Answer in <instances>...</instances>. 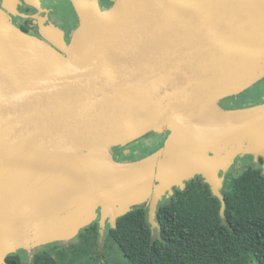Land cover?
<instances>
[{"label": "water", "instance_id": "1", "mask_svg": "<svg viewBox=\"0 0 264 264\" xmlns=\"http://www.w3.org/2000/svg\"><path fill=\"white\" fill-rule=\"evenodd\" d=\"M72 1L79 26L65 47L58 28L40 23L41 40L7 27L2 15L15 14L18 0H1L0 232L33 197L66 184L69 172L52 183L42 170L65 167L56 158L67 154L99 152L72 170L84 172L81 186L106 184L72 198L71 218H82L68 237L97 208L114 228L146 201L152 231L161 196L195 177L223 208V175L245 144L264 175V104L214 108L264 77V0H112L105 10L97 0ZM85 2L94 8H82L83 24L77 4ZM192 126L202 142L186 133ZM162 132V147L137 161L116 162L108 149ZM103 171L111 176L95 178Z\"/></svg>", "mask_w": 264, "mask_h": 264}, {"label": "trees", "instance_id": "2", "mask_svg": "<svg viewBox=\"0 0 264 264\" xmlns=\"http://www.w3.org/2000/svg\"><path fill=\"white\" fill-rule=\"evenodd\" d=\"M251 99L254 97L250 94L236 98V108L252 105ZM148 135L154 136L156 144L143 156L159 149L167 132ZM138 152L135 157H143ZM221 193L225 201L223 208L203 180L195 178L186 182L182 191L175 190L169 202L158 206L156 238L152 236L144 207L118 218L114 228L107 231V238L128 264H264L261 168L241 170L237 177L226 180ZM96 226L92 224L88 231L95 235ZM32 260L33 264H59L43 251ZM3 264L22 263L18 256L7 255Z\"/></svg>", "mask_w": 264, "mask_h": 264}, {"label": "rangeland", "instance_id": "3", "mask_svg": "<svg viewBox=\"0 0 264 264\" xmlns=\"http://www.w3.org/2000/svg\"><path fill=\"white\" fill-rule=\"evenodd\" d=\"M105 9L107 8L104 7L102 10ZM66 11L69 17L74 16L71 13V7L67 8ZM78 26L79 19H77V17H73V20L71 21L72 29H76ZM7 27L10 29L14 28L12 25ZM70 40L71 36L68 44H64L65 47H68ZM263 83L264 77L233 96L235 98H241L248 94L256 95L257 89ZM233 96L228 97L233 98ZM228 97L218 100L214 108L221 111L226 110L229 102ZM254 99L257 98L254 97ZM197 122L199 121L197 120ZM190 130L195 131V127L192 126L187 128L186 133L191 136L192 140L195 137L196 141L199 143L202 142L203 137L200 135L198 136L196 132L188 133L192 132ZM146 144V138H139L131 143L109 147L108 149H117L118 151L128 150L131 155L136 156L137 151H135V149L137 148L139 149L138 153L143 156L146 154L148 149L153 147L150 146L147 148ZM231 149H233L235 153L238 151L234 149V146H232ZM99 156V152L96 154H67L56 158L60 159L61 163H64L65 167L59 170H54L53 167L43 168V176H46V180L51 179L50 181L52 183H56V178H60L63 174L68 172L70 179L66 182V184H58L57 186H54V190L52 189L51 191L43 193L41 196L39 195V198L33 197L27 206L22 209V212L0 232V264H2L1 254L4 252H6V255L18 256L22 264H33V256L42 251L51 255V257L59 264H128L117 246L107 238V231L111 228V225L108 222H103V224H101V222L97 223V221L93 218L88 222V224L78 228L74 235L68 237L69 233H72V228L76 225V223H80V218H82L81 216L79 217V215L76 220L71 218L74 214V205L79 202V200L74 201L72 198L76 197L77 194H80L81 192L86 193L85 195L88 196L90 193L101 191L106 187V184L103 182L86 186L79 185L84 178V172L79 174L78 169L75 174L72 167L76 165L82 168L86 165V163H90L91 165L92 162H94L93 159ZM233 160L234 163L232 164V162H230L223 175L224 179L222 180V185H224L226 180L237 177L241 170L246 169L247 167H260L259 163L256 162L257 159L251 153V149L248 144H245L243 151L240 150L235 154L232 161ZM95 174V178L99 179L104 178L107 175L111 176L109 172L105 173L104 171L95 172ZM74 185L79 186L73 188L69 193L62 194L61 197H59L49 208L45 210L43 209L51 202V200L58 197V194H60L61 191H66V189L73 187ZM173 190L182 191L183 188L173 187L166 191L158 201V206L165 202H169L171 198H173ZM138 207H144L148 210L147 204L144 205V203L139 204ZM95 213H97V211H95ZM92 224L97 225L95 235L88 231V228H90ZM152 236L153 238L157 237L156 228H152Z\"/></svg>", "mask_w": 264, "mask_h": 264}, {"label": "flooded vegetation", "instance_id": "4", "mask_svg": "<svg viewBox=\"0 0 264 264\" xmlns=\"http://www.w3.org/2000/svg\"><path fill=\"white\" fill-rule=\"evenodd\" d=\"M99 9H103L106 7L107 3H110V6L112 5V0H97ZM1 4V0H0ZM110 6L106 7L109 8ZM72 10L73 17L77 19L78 14L75 9L74 3L72 0H37L36 2L29 3L27 0H18V4L16 6V13L15 14H8L3 13L2 15V21L6 26H11L16 28L17 30L28 34L29 36H32L36 39H42L40 35V29L39 24L43 27H55L62 31L63 38L62 42L65 44H68L69 38L74 32L75 29H72L71 27V21L73 20V17H69L67 14L66 9L70 8ZM76 16V17H75ZM253 97H256L257 99H251V103L254 105H263L264 104V83L261 84V86L257 89L256 95H252ZM235 99L229 100L228 102V108L226 110H223L224 112L228 113H234L239 112L241 109H237L235 106ZM256 102V103H255ZM230 104V105H229ZM233 106V107H232ZM251 108V107H248ZM165 132H162L157 135H162ZM149 134V133H148ZM146 134L145 136L141 138H146L147 144L146 147H152L156 144L154 136ZM168 135V132H167ZM163 145V144H162ZM161 145V147H162ZM135 151H139V149H135ZM156 151V150H155ZM155 151L137 158L134 155H131L128 150H122L118 151L117 149H110V154L114 161L116 162H133L140 160ZM148 204L149 202L146 201L144 205ZM138 205L134 206L132 209L137 208ZM95 211V217L94 220L99 223L101 221L100 217V208H97ZM103 222L109 223V218H106Z\"/></svg>", "mask_w": 264, "mask_h": 264}, {"label": "bare ground", "instance_id": "5", "mask_svg": "<svg viewBox=\"0 0 264 264\" xmlns=\"http://www.w3.org/2000/svg\"><path fill=\"white\" fill-rule=\"evenodd\" d=\"M77 7H78V10H79V13H80V17H81L82 23L85 24L87 22V18L85 16L82 8L86 9L87 11H91L94 8V3L93 2H85V3L81 4V5L77 4ZM237 119L239 120L240 117H236L234 120H237Z\"/></svg>", "mask_w": 264, "mask_h": 264}, {"label": "crops", "instance_id": "6", "mask_svg": "<svg viewBox=\"0 0 264 264\" xmlns=\"http://www.w3.org/2000/svg\"><path fill=\"white\" fill-rule=\"evenodd\" d=\"M229 99L228 100H231V98L232 97H228ZM233 98H235V97H233ZM232 98V99H233ZM261 105V104H260ZM254 106H259V105H254V104H252V105H249V106H247V107H245V108H248V107H254ZM258 132H259V135L264 139V135H263V130H262V128H259L258 130H257ZM234 159V158H233ZM256 162H258V163H260V158L258 157L257 158V160H256ZM255 162V163H256ZM234 163V160L232 161V164ZM260 168L262 169V161H261V163H260Z\"/></svg>", "mask_w": 264, "mask_h": 264}]
</instances>
